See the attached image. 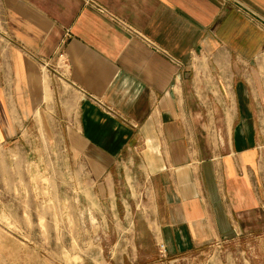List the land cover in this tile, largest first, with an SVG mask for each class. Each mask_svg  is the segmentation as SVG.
Here are the masks:
<instances>
[{"label":"crops","instance_id":"crops-1","mask_svg":"<svg viewBox=\"0 0 264 264\" xmlns=\"http://www.w3.org/2000/svg\"><path fill=\"white\" fill-rule=\"evenodd\" d=\"M50 103L168 257L264 236V0H0V146Z\"/></svg>","mask_w":264,"mask_h":264},{"label":"rangeland","instance_id":"rangeland-1","mask_svg":"<svg viewBox=\"0 0 264 264\" xmlns=\"http://www.w3.org/2000/svg\"><path fill=\"white\" fill-rule=\"evenodd\" d=\"M45 117L0 146V264H264V236L168 257L124 175L108 198L102 178L66 144L60 106L50 103Z\"/></svg>","mask_w":264,"mask_h":264},{"label":"built area","instance_id":"built-area-1","mask_svg":"<svg viewBox=\"0 0 264 264\" xmlns=\"http://www.w3.org/2000/svg\"><path fill=\"white\" fill-rule=\"evenodd\" d=\"M161 248L163 249V251L166 253V249L164 245H161Z\"/></svg>","mask_w":264,"mask_h":264}]
</instances>
